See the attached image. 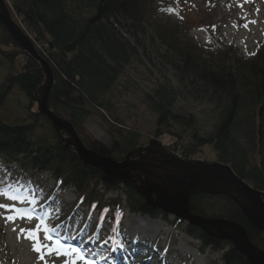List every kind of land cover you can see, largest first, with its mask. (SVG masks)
<instances>
[{
    "label": "trees",
    "instance_id": "trees-1",
    "mask_svg": "<svg viewBox=\"0 0 264 264\" xmlns=\"http://www.w3.org/2000/svg\"><path fill=\"white\" fill-rule=\"evenodd\" d=\"M10 3L15 22L24 26L36 45L46 47V52L37 51L53 72L49 110L58 116L67 114L75 130L83 128L84 122L94 113L108 123L104 115L112 110L107 102L108 94L125 68L139 57L138 50L146 54V43L149 41L155 45L158 42L165 50L159 57L170 65L177 81L189 92L191 89L202 92L217 115L211 132L202 135L195 114L176 113L178 97L175 90L159 86L142 101L157 116L156 127L162 130L161 133L178 139L181 137L172 133L173 128L189 132V140L180 156L182 160L194 162V155L211 146L218 157L216 162L231 167L234 174L258 191L264 200V39L253 54L244 57L235 47L212 36H209V46L196 45L185 38L181 24L171 25L156 13L160 9L177 12L178 0H10ZM0 28L3 36L0 65L9 67L5 81L0 84V110L7 97L18 89L30 100L31 120L29 124L16 126L0 120V166L8 174H12L13 169L19 170L15 175L18 186L35 185L30 182L32 172H46L52 176L54 189L46 194L44 203L60 209L59 227L68 225L69 220L77 215L83 218L80 212L83 208L89 212L88 217L95 215L97 221L86 218L80 230L86 231L93 224L95 235L102 230L108 213H112L111 218L116 217L118 223L124 217L123 208L130 214L159 216L165 220L167 215L147 207L129 183L113 182L99 170L80 163L72 148L62 142L64 135L59 138L55 135L56 141L52 143L43 135L35 137L40 120L48 122L37 109L31 111L39 87L45 81L43 69L1 25ZM113 128H116L118 141L111 151L116 159H123L137 148L138 139L131 131L125 133L118 127ZM160 132L159 136L163 135ZM173 146L177 149L178 143ZM170 154H176L174 149ZM99 186L105 191L101 192ZM121 186L126 197L125 207L121 199L105 201V192L109 188ZM65 188L75 191L77 200L72 205L58 198V193ZM207 199L224 201V207L218 205L219 215L212 218H224L242 226L250 242L264 252V231L251 226L231 200L222 196L196 195L190 200V212L210 217L203 208ZM180 223L178 219L169 222L175 228ZM183 233L199 242L204 250L211 248L222 252L220 260H210L209 264H248L230 243L216 241L188 224L184 226ZM93 238L96 240L95 236ZM112 239L111 243L116 242V246L121 242L117 237L112 236ZM147 248V243L141 245L138 253L141 263L151 257ZM158 250L156 247L154 253ZM159 251L157 261L165 255V250ZM118 256H122V252L117 247V261L120 260ZM104 257L102 255L99 259Z\"/></svg>",
    "mask_w": 264,
    "mask_h": 264
},
{
    "label": "rangeland",
    "instance_id": "rangeland-1",
    "mask_svg": "<svg viewBox=\"0 0 264 264\" xmlns=\"http://www.w3.org/2000/svg\"><path fill=\"white\" fill-rule=\"evenodd\" d=\"M5 2L8 5L12 21H15V14H12L10 0H5ZM178 2L179 9L177 12L170 9H160L156 13L162 21H168L171 25L181 24L182 28L185 29V38L191 39L196 45L209 46V36H212L225 45L235 47L240 55L244 57L253 54L264 39V0H247V2L245 0H178ZM238 4H242L243 7L237 6ZM246 20H254L256 23L249 24L248 28L245 29L243 24ZM213 25L215 26L214 29ZM233 25H240V27H233ZM24 30L22 29L26 35ZM2 38V29L0 28V41ZM31 38L34 41L32 36ZM126 40L132 43L129 37H126ZM33 43L35 49L46 52L45 46ZM145 51H147L146 54L141 49L138 50L139 57H135L131 64L125 68L123 75L107 96V102L110 103L112 110L108 113L105 112L104 115L108 118L109 124L105 123L97 113H94L84 122L83 128L76 130L80 141L87 149L107 155L115 161H122L123 159H116L111 151L118 141L115 133L116 128L113 127H118L125 133L131 131L130 133L135 134L138 139V148L139 146L146 147L151 141L157 140L169 153L174 149L177 157L182 155L183 147L189 140V132L184 129L173 128L172 133H176L181 139L161 133L162 130L156 127L157 116L142 102L146 95L151 94L159 86L171 87L175 90L178 97L175 103L176 113L186 116L195 114L198 130L202 135L211 132L216 120L217 113L214 112L213 106L207 103L202 92L193 89L189 92L185 89L177 81L175 72H173L170 65H167L159 57V54L162 56L165 53L162 45L158 42L153 45L152 42L149 43L148 41L145 45ZM8 72L9 67L7 64L0 65V84L5 81ZM29 104L30 100H27L18 89H15L7 97L3 108L0 110V120L7 125L14 126L29 124L31 121L28 110ZM36 109L37 105L33 103L31 111ZM60 117L70 121L67 114L62 113ZM159 132L160 135H163L159 136ZM41 135L49 143L56 141L55 135L57 133L54 132L50 122L40 120L38 129L35 131V137ZM61 135H64L63 138L68 137L64 133ZM174 143H178L177 149L173 148ZM193 158L195 161L203 162L207 160L209 163H216L218 159L211 146L201 149ZM18 173V169H13V173L8 174L5 168L0 166V181L19 187L22 189L21 195H28L29 192L36 193L37 203L33 205L35 211L40 209L38 213L43 215L46 209L45 216L53 217V219L47 220L48 224L59 226L61 223L60 209L56 205L44 203L47 199L46 194L54 189L52 176L46 172H32L30 182L35 185L28 187L17 185L19 181L15 175ZM113 188L111 187L105 192V201L121 199L122 205L125 207L126 197L122 186L116 189ZM99 190L103 192L105 188L99 186ZM58 198L67 205H72L77 200L75 191L72 188H65V190L59 192ZM0 202L10 203V201H4L2 198H0ZM203 205L205 214L212 217L219 215L218 205L224 207V201L207 199ZM123 210H125L124 217L117 224L116 217L111 218L112 213H108L107 220L101 226L102 230L96 235L94 233L95 228L92 227L93 224L89 225V229L86 231L80 230V227L85 223V219L90 217V215L88 217L89 212L87 213L85 208L80 211L83 218H79L77 215V217L75 216L69 220V227L68 225L58 227L57 231L62 233L66 240L72 239L78 243L82 242V247L89 242L88 246L91 245V248L87 249V255L95 250L92 254L96 257H99L104 251L109 253L106 247L113 241L109 237L114 236L121 240L124 247L135 249L137 254L141 249V245L147 243V249L150 251L148 254L151 257L145 264H167V262L168 264H209L210 260H220L221 251L216 252L211 248L204 250L199 242L192 240L183 233L184 226L187 223L181 222L175 228L169 224V222L174 221L172 216H166L163 220L159 216L152 218L145 215L130 214L126 208H123ZM92 217V221H96L97 217L95 215ZM133 217H140L141 219L146 217L148 221H136ZM34 223L35 221H33ZM29 226L24 221H17L15 225H5L3 219H0V264H43V261H37V254L31 251L29 241L22 238L17 239L18 229ZM13 227L17 228L16 232L12 230ZM94 236L96 240L93 238ZM182 236L188 237L189 241L184 242ZM156 247L159 250H165L164 258L159 261L156 260L158 258H155L160 252L158 250V253H154ZM138 256L139 254L134 257L133 264H141L138 261ZM62 259L63 257L59 258L57 264Z\"/></svg>",
    "mask_w": 264,
    "mask_h": 264
},
{
    "label": "water",
    "instance_id": "water-1",
    "mask_svg": "<svg viewBox=\"0 0 264 264\" xmlns=\"http://www.w3.org/2000/svg\"><path fill=\"white\" fill-rule=\"evenodd\" d=\"M0 25L42 67L45 81L35 98L37 111L52 124L59 137L67 134L68 137L62 141L66 147L72 148L80 163L99 170L113 182L129 183L150 209L198 228L216 241L232 244L248 264H264V252L250 242L242 226L224 218H204L190 212V200L196 195L222 196L241 210L251 226L263 232L264 200L258 191L237 177L228 165L182 160L171 155L157 140L146 147L133 149L122 161L87 149L71 122L49 110V97L54 84L52 69L39 55L30 37L12 21L5 0H0Z\"/></svg>",
    "mask_w": 264,
    "mask_h": 264
},
{
    "label": "snow or ice",
    "instance_id": "snow-or-ice-1",
    "mask_svg": "<svg viewBox=\"0 0 264 264\" xmlns=\"http://www.w3.org/2000/svg\"><path fill=\"white\" fill-rule=\"evenodd\" d=\"M237 6L243 7L242 4ZM254 23L256 21L246 20L243 27L247 29L249 24ZM212 27L215 28L214 25ZM21 191L19 187L0 181V198L10 201V203L0 202V219H3L5 225H15L17 221H24L30 225L18 229L17 239L22 238L30 242L31 251L37 254V261H43V264H57L58 259L63 257L59 264H95V260L88 258L83 247L64 242L66 237L57 231L59 226H50L45 215L36 214L33 207L37 203L36 193L21 195ZM12 230L16 232L17 228L13 227ZM46 257L48 259H45Z\"/></svg>",
    "mask_w": 264,
    "mask_h": 264
},
{
    "label": "bare ground",
    "instance_id": "bare-ground-1",
    "mask_svg": "<svg viewBox=\"0 0 264 264\" xmlns=\"http://www.w3.org/2000/svg\"><path fill=\"white\" fill-rule=\"evenodd\" d=\"M134 218V220H136V221H148V219L146 218V217H143V219H141L140 217H133ZM182 240L185 242V241H189V238L187 237H185V236H182ZM183 241H182V243H183ZM184 244V243H183Z\"/></svg>",
    "mask_w": 264,
    "mask_h": 264
}]
</instances>
